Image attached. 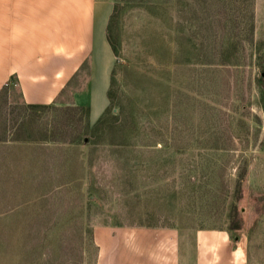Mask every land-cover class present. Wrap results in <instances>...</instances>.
Masks as SVG:
<instances>
[{
    "label": "rangeland",
    "instance_id": "rangeland-1",
    "mask_svg": "<svg viewBox=\"0 0 264 264\" xmlns=\"http://www.w3.org/2000/svg\"><path fill=\"white\" fill-rule=\"evenodd\" d=\"M257 37L252 0H114L108 103L96 120L84 98L41 107L5 98L0 264H96L98 226L243 219L264 256Z\"/></svg>",
    "mask_w": 264,
    "mask_h": 264
},
{
    "label": "crops",
    "instance_id": "crops-1",
    "mask_svg": "<svg viewBox=\"0 0 264 264\" xmlns=\"http://www.w3.org/2000/svg\"><path fill=\"white\" fill-rule=\"evenodd\" d=\"M252 1L250 42L256 43L257 35L264 36V0ZM113 3L0 0V89L14 79L21 102L31 107L72 99L79 106L84 98L89 120H96L108 103L113 52L107 25ZM248 222L243 219L238 229L98 226L96 264H264L263 254L251 251Z\"/></svg>",
    "mask_w": 264,
    "mask_h": 264
},
{
    "label": "trees",
    "instance_id": "trees-1",
    "mask_svg": "<svg viewBox=\"0 0 264 264\" xmlns=\"http://www.w3.org/2000/svg\"><path fill=\"white\" fill-rule=\"evenodd\" d=\"M16 85H17V82L14 79H11V81L7 85H4L0 89V111H1V108H2L3 103L5 101V98L8 97L10 94L12 95V94H15V92H16L18 97L20 98V96H19L20 93L17 91ZM9 100L12 101V98H10ZM22 103H23V101H22ZM24 105L26 107H31L30 105H26V104H24ZM238 227L239 226H232V225L229 226V228H231V229H237Z\"/></svg>",
    "mask_w": 264,
    "mask_h": 264
},
{
    "label": "water",
    "instance_id": "water-1",
    "mask_svg": "<svg viewBox=\"0 0 264 264\" xmlns=\"http://www.w3.org/2000/svg\"><path fill=\"white\" fill-rule=\"evenodd\" d=\"M261 75H262V77H263V79H264V72H262Z\"/></svg>",
    "mask_w": 264,
    "mask_h": 264
}]
</instances>
